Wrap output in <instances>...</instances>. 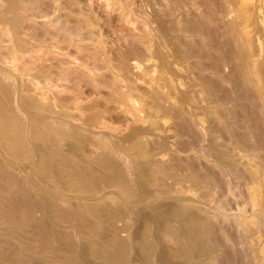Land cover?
Wrapping results in <instances>:
<instances>
[{"label":"rangeland","instance_id":"obj_1","mask_svg":"<svg viewBox=\"0 0 264 264\" xmlns=\"http://www.w3.org/2000/svg\"><path fill=\"white\" fill-rule=\"evenodd\" d=\"M88 1L89 2L91 1L90 2L92 4L91 9H93V13H91V14L93 16L94 15L96 16V20H98V22L95 20V16H94V20L98 23V27H100V33H98L99 40H101V41L103 40V42H104L103 45H105L104 47H102V44L100 45V48L102 47L101 50L105 49V52H106V53H104V51H102L103 56H105L106 54L109 55L110 59L112 60V62H114L115 65H116V63H119L120 58L124 55L128 59L127 62L130 60L129 63H132V62L137 60V62L139 64H141L140 65L141 69L137 70L140 72L132 71V69L128 65L129 63H126L128 65V67H127L128 69L125 70V68H124L125 72L124 73L122 72L123 75L121 74V76H119L121 78L118 77L119 78L118 82L122 86L121 89L124 90L123 91L124 94L120 95V96L118 94L115 95L116 92L113 93L114 90L112 91L113 88L111 85H113L114 88L116 87V86H114V85H116L115 84L116 83V79H115L116 77L112 74L115 77L113 79L112 78L113 76L109 75L112 72L111 73H109V71H108V73H107V71L103 72L104 71L103 69H101V70H103V71H101L102 73L100 72V69H99L98 71L101 74L97 75L98 76L97 78L95 77L96 78L95 80L98 83L100 81V83H99L100 85L95 81H94L95 82V84H94V83H91L84 78H82V79L76 78V80L75 79L74 80H75V82L77 81V83H74L73 82L74 80L72 81V83H74V85L72 83H70L71 86L70 85L68 86L67 84L63 85L64 88H62V85L60 86L63 89L62 91L64 93L62 91L58 92L57 90H56V92H58V93L53 94L51 92L52 94L47 95V96H49L50 100L48 97H46V98H48V100L45 98V101L43 100L44 98L40 100L38 97H36V95L34 96V94H32L33 92L28 93L27 91L26 92L24 91V94H23V93H21L22 92V90H21L20 93L23 96L22 95L20 96L19 93H16L18 88L21 89V88H24V85L25 86L30 85L29 82H27L28 80L26 82H24V85L22 84L23 82H21L19 80H17L19 85L17 82L15 83V82H9V81L8 82L2 81V84L0 82V105H1L0 106L1 107L0 113H2V107H3L4 103H5V105L3 107L4 108L3 109L4 114H1V115H3V117H4V116H6V114L9 113L7 115V116H9L8 118H6L7 116L4 117L5 123L3 122L4 119L0 118V122L1 123L3 122L4 125L6 124L5 126L7 128L4 127L3 125L2 126L9 130V131L8 130L3 131L4 128H2V126L0 127L3 129L0 131V138L4 137L5 140H9L8 142L5 143V141H1V139H0V148H2V149H0V155H1L0 156V160H1L0 162L2 163L3 162L2 160H4V162H3L4 166H6L5 164H7V163L8 164L10 163L9 166L16 164L14 167L12 166V168H11V170H12L11 172H13V169H14L15 175H14V173H11L10 174L11 176L13 174L14 177H16L18 175H19V177L21 175H23L22 177H26V176H28L27 173L30 172V176L32 175V177L28 176V179L32 181V184H31V181L28 182L29 180H26L27 178H24L22 180V177H21V180H20L19 177H16L18 179V182L20 180L21 183H25V184H21L19 182L20 183V185H18L19 187L21 185H24L25 188H27L26 185H27V183H29L30 184L29 187L31 186V188L35 190L34 187L36 186V188H37L38 185L36 183L34 184V182L37 180V182H39L38 184L43 186V187H40V186L38 187L40 189L38 191L36 190L37 193H39V191H40L42 194L46 188H47V190H51L53 187L52 190H54V191L51 190L52 193L55 192L54 194L69 198V200L72 203L74 202L73 204L76 206V208H75L76 210H72L75 213L74 214H73V212H72V214L70 213V218H69L68 214H66V216H63V215L59 216V218H60L59 220H58V218H56L58 222L56 221L57 224L55 223V225L57 227L59 226L60 229L62 228L61 230H63V231L65 229L70 228V227H68L71 225L70 223L75 222V224L71 225V227L73 226V228L74 227L77 228L76 226H80L77 229H79V228H81V226H83V225H81V221H79V220H82V222H83V217L81 215L86 216V214L85 213L82 214L81 211L79 212V210H80V209H78L79 205H81L83 202H85V203L88 202L89 204L92 203V205L96 204L93 206L96 208V210H93L92 214L95 211H97L99 213H97V212L94 213L95 215L93 214L92 217L98 216L97 221L100 223L102 222L103 225L105 224L104 226H107L106 227L107 229H105V230H108L107 232H104V227H103V230L100 229V230H102L101 232L105 233V234L108 233V234L104 235V234L100 233L99 230H97V232L94 231V233L95 232H96V234L98 233L97 234L98 236H96L97 239L95 237L96 234H94L95 240L93 239V234L91 235V240L88 238V236H90V234L89 235L86 234L87 237L84 236V238H82L83 237L82 234H79L82 242H81V240L77 241V238L75 240L76 242L79 243V244L77 243L78 244V250L75 253L78 255V259L83 256L81 254V250H82V253H84V251H85V254L82 257L83 259H86V257H88V256L90 257V258L88 257V260H90L92 258L89 261L90 263L93 262L92 264H95V263L96 264H99V263L100 264H109V262H107V261L102 262L103 259L99 258L100 257L99 255H97V257H94L96 255L95 254L93 255V252H91L90 250L89 251L87 250L88 249L87 247L89 245L86 246V244L89 242L88 240L97 241L98 243L103 244V242H104L103 240L105 238L102 236L104 235L105 237L106 236L110 237L114 228L118 226V227H121L122 231L118 227L116 228V230L119 234L121 232L122 236L119 234L118 235L120 236V238H123L124 241L126 239L130 245L127 246V244H128V242H127L126 245H124V247H120L119 249L117 247L116 249H118L119 251H122V248L123 249L127 248L126 254H127V257L129 259V262H131V264H152V263L153 264H184L182 262H185V261H186L185 262L186 264H188V263L192 264L193 262H196V263L200 262L199 264H201L202 260H203L202 264H210L208 262L212 263L214 259H216L218 262L214 260L215 262L212 264H216V263L217 264H232V263L233 264H241L242 262H244L242 264H250L251 262H250V260H248L249 258H247V260H245V257H248V255H247L248 251L245 252L247 250V247L246 246L244 247V245H245L244 240L246 237V235H245L246 233L242 228L240 229V232H239V228L235 227L237 225H234L235 222H233V218L230 219L229 217H232L233 215L237 216L239 214V209H237V208H243L244 206H246V198H248L247 197V190L249 192V189H248L249 187L247 188V186L252 185V183H250L251 179L249 180V177L251 178V176H249L250 171H244L247 169V165L251 164L252 162H254L256 164V166L258 165V167L253 166V164H254L253 163L252 165H250L253 167H250V168L248 167V168L249 169H251V168L258 169L261 172L260 176L263 175L262 177L264 178V173H263L264 172V126H263L264 125V113H263L264 112L263 111L264 110V105H263V102H264L263 101L264 100L263 99L264 98V92H263L264 91L263 90L264 89V86H263L264 85V83H263L264 79L262 78V77H264V72H262V70H261L262 69L261 64L264 62V55H263L264 54V29H263L264 28V17H262L264 15V5H263L264 0H225V1L224 0H162V1L161 0H87V1L81 0L82 3H85ZM67 2H68V0H66L65 5ZM249 2H251V3H249ZM68 4H69V2H68ZM105 4L110 6L109 8H111L110 9L111 12L107 11L104 8ZM50 6H48V4L47 5L45 4V6L43 7V10H47V12L44 11L46 17L50 14H53L52 13L53 8H51L52 6L51 7ZM244 9L245 10L247 9V10L244 11ZM115 10H116V12H115ZM238 10H239V12H238ZM249 10H250V12H249ZM90 11L92 12V10H90ZM105 12H107V13H105ZM108 12H110V13L108 14ZM260 13L263 15H261ZM132 14H133V16H132ZM121 15L123 18L121 17ZM116 17L117 18L119 17L118 18L119 20ZM121 18H122V20H121ZM234 24H235V26H234ZM109 25H110V27H109ZM115 30L117 31V33ZM130 30H132L133 32L136 31V34L137 33L140 34V33L145 31L144 33L141 34V35L144 34L143 35L144 37L142 36L143 38H145V39L142 38L143 41L145 40L144 44H141V42H140V43H136V45H134V44L132 45L130 40H128L129 42L124 40L125 41V44H124L123 40L118 39V37H117L118 31H119V33H121V32L130 33ZM111 31H113V32H111ZM241 37L246 39L247 41L244 39L242 40ZM243 41H245L244 43L246 44V47L242 43ZM47 42L52 44V42H50V39ZM49 43H47L48 46L51 45V44L49 45ZM87 43L90 44V46H89V47H91L89 49L90 51H95L96 48H99L98 44H97L98 46L94 43L91 44L90 41L89 42L87 41ZM93 44L97 46V47L96 46L94 47L95 48L94 50H92L93 46H94ZM127 44H129V45H127ZM87 46L88 45L85 44V47H87ZM242 46L245 48V50L243 48L244 52H241V51H243ZM238 47H239V49H238ZM44 48H46V47H44ZM88 48H86V49H88ZM70 49L67 50V51H69L70 56L75 57L76 56L75 55L76 51L74 52L75 49L73 50V48H72L71 49V50H73L72 52L70 51ZM135 49H136V51H135ZM44 50H46V49H44ZM244 53H246V54L249 53L248 55L250 57L248 58L247 55L245 54L247 57V59H246V57L243 56ZM183 58H184V60H183ZM244 58L246 59V61L244 60ZM81 59L79 61H82ZM242 62H243V64H242ZM247 62L249 63V65ZM257 64L260 66V69H258V68L256 69L255 65L257 67H259ZM250 65L255 68V72H254V70L252 72V69H250L251 73L248 72L249 68H252V67H250ZM248 66H249V68H248ZM125 67H126V65H125ZM127 70H128V73H127ZM145 71H148V72H145ZM105 73H107V74H105ZM138 73H139V75H138ZM248 73L252 74V77L254 76V73H255V78L256 79L260 78L259 81L261 83L257 79L256 80L257 83H255L257 85H255L253 82L251 84V82H249L251 75ZM102 74H104V75H102ZM257 75H259V76H257ZM114 80H115V82H113ZM78 82H80V83H78ZM258 82H259V84H258ZM9 83H12V84L10 85ZM96 83L99 86H97ZM8 84H9V86H7ZM1 85L2 86L5 85V86L2 88ZM104 85H106V86H104ZM157 85L159 86V89L157 88L158 87ZM166 85H167V87H166ZM252 85H253V87H252ZM13 86L14 87L17 86V87L14 88ZM130 86H132V87H130ZM160 86H162V88ZM77 87H78V90L76 89ZM98 87H99V89H98ZM101 87H103V89ZM123 87H125V88H123ZM65 89L67 92L64 91ZM131 89H133V90H131ZM261 89H262V92H261ZM75 90L78 92H76ZM151 90H153V91H151ZM7 91H8V93H7ZM18 92H19V90H18ZM71 93L72 94L74 93V94L72 95ZM144 93H145V95H144ZM27 94L29 96H27ZM66 94H68L69 96ZM137 94H138V96H137ZM115 96H117V97H115ZM132 98H133V100H132ZM25 99H26V101H25ZM52 99H54V101ZM126 99L131 100V102L134 103L133 106L136 108H133L132 105L126 106L124 104L126 107L124 105H120V101L123 102ZM58 100H59V102H58ZM139 102H140V104H139ZM43 103L46 105H44ZM59 104H61V106ZM49 105L51 108L49 107ZM54 105H55V107H54ZM115 105H116V107H115ZM26 106H28V107H26ZM16 107H18L19 109H17ZM53 107L55 108L54 110L52 109ZM131 107H132V109H131ZM20 108H21V110H20ZM112 108L115 110H113ZM225 108H227V109H225ZM73 109H74V111H73ZM130 109L132 111H130ZM223 109H225V111ZM5 110H9V111H5ZM51 110L53 111L54 114L51 112ZM55 110H57V113ZM110 110H112V111H110ZM13 111L16 113H14ZM58 111H59V115H58ZM134 111H136V112H134ZM138 111H139V113H137ZM202 111H203V113H202ZM5 112H7V113H5ZM61 112H62V114H61ZM51 113L54 116V117L51 116V118H54L55 120H53V121H56V122H53L51 120V118H50ZM134 113H136L137 115ZM11 114L14 117H12ZM87 114H89V116ZM1 115H0V117H1ZM26 115H28V116H26ZM61 115H63L64 117ZM133 115H135L137 117L136 119L138 120V122L136 119L133 120L135 118ZM138 115L140 117H138ZM55 116H57V117H55ZM78 116H79V119H78ZM37 117H38V119H37ZM40 117H41V119H39ZM26 118H27V120H25ZM30 118H31V120L29 121L28 119H30ZM84 118H86V119H84ZM140 118H141V120H140ZM34 119L37 120V122L33 121ZM99 119H100V121H99ZM38 120H40V121L38 122ZM44 120H45V122H44ZM74 120H75V122H74ZM142 120H143V122H142ZM31 121L33 124L30 123ZM60 121H61V124H60ZM77 121H79V122H77ZM228 121H230V122H228ZM28 122L31 126L28 124ZM1 123H0V125H1ZM94 123H100L98 125L100 126V128L102 126L101 130L105 129L106 131L102 130L100 132L99 126L97 124H94ZM101 123H102V125H101ZM103 124H105L106 126L104 125L105 126L104 127ZM48 125H49V127H48ZM61 125L62 126L64 125V126L62 127ZM94 125H96L97 127ZM245 125L247 126V129H246ZM25 126H27V127H25ZM89 126H90V128H89ZM163 126H164V128H163ZM65 127L67 129H65ZM24 128H25V130L29 129V128L30 129L25 131ZM11 129H14V130H11ZM15 129L19 130V131H16ZM225 129L227 131H225ZM53 130H54V132H53ZM108 130H110V131H108ZM22 131H23V133H22ZM27 131H29L32 134L30 135V133ZM50 131H52V132H50ZM92 131H93V133H92ZM10 132H11V135H10ZM255 132H256V134H254ZM19 133H21V134H19ZM25 133L28 136L25 135ZM230 133H232V134L230 135ZM4 134H7V135H4ZM21 135H23V136H21ZM5 136L7 137V139ZM20 136L22 137V140L24 141V143L22 142ZM14 137H16V138H14ZM23 137H24V139H23ZM8 138H10V139H8ZM17 138L18 139L20 138L19 140L21 143L19 142V140ZM59 140H61V141H59ZM11 141H13L14 143ZM2 142H4L6 145L3 144ZM10 142L13 144L14 148L11 147L12 144ZM16 143L19 145H17ZM2 144H3V146H2ZM7 144H11V145H8V147L10 146L11 148H8ZM4 145L8 148V149L6 148L8 150L7 153L8 154L10 153L12 156H10V154L9 155L5 154L7 150L6 149L4 150V148H5ZM27 145H30L31 147L27 146ZM34 145H36V146H34ZM213 145H214V147H213ZM232 145H233V147H232ZM40 147H42V149ZM204 147H206V148H204ZM219 147H221V148H219ZM19 148H20V150H18ZM209 149L211 151H209ZM35 150L37 153L34 152L36 154H33V151H35ZM46 150L49 151L50 153L48 152L49 153L48 154ZM14 151L16 152V156L13 155V154H15ZM30 151H32V153ZM110 151H112L113 153L112 152L110 153ZM250 151H251V153H249ZM222 152L226 155V157L228 156L227 157L228 159L225 160L227 162L224 161V158H226V157H224ZM17 153H20V154L18 155ZM61 153H62V155H61ZM239 153H241V154H239ZM31 154L33 155V158L31 160H29L30 162H32V163H30L31 169H30V166L26 167L28 170L30 169L28 171L24 166H26V164L29 165V163H27V162H29V161H27L28 160L27 157L30 156ZM37 154H38V156H37ZM40 154H42V155H40ZM46 154H48V157L50 156V159H48V161H47V162H50V164L46 163L45 164L46 166H45V165H42V164H44V162L42 163L43 159L41 160V157L46 155ZM52 154H54L55 156ZM218 154H221V155H218ZM2 155H3V157H2ZM5 155H7L8 157H6ZM32 155H31V157H32ZM113 155H114V157H113ZM14 156L16 157V161L18 159L21 161L16 162L15 160H13V159H15ZM214 156H216V157L222 156V158H219V157L216 158ZM17 157H19V158H17ZM25 157H26V160H25ZM244 159H245V161H244ZM252 159H253V161H252ZM125 160H126V162H125ZM247 160H248V162L250 160V163H247ZM39 161H41L42 164ZM219 161L221 164L218 163ZM24 162H25V164H24ZM245 162L247 163V165H245L246 164ZM3 163H2V165H3ZM38 164H40L41 166ZM63 164H65V165H63ZM32 165H33V167H32ZM36 165L38 168H36ZM239 165H241V166L245 165V166L241 167ZM43 166H45L47 168H44ZM125 166H127V168ZM152 166H153V169H151ZM39 167H43V168H41L40 173L38 172ZM102 168H104V170ZM124 168L130 170V171L128 170L129 173L127 172V176H130V177H127L126 174H123ZM25 169H26V171H25ZM63 169L65 170V172ZM148 170H150V171L148 172ZM62 172H63V174L64 173L65 174L71 173V175L70 174H69V176L63 175ZM246 172L248 175L246 174ZM0 173H1V171H0ZM75 174H76V176H75ZM10 175L8 174L6 176V174L3 173L2 177L7 178ZM78 175H79V177H78ZM152 175H155V176H152ZM119 176H121L122 178ZM123 176H125V179ZM9 178H10V180H12L13 177L12 178L9 177ZM40 178L41 179L43 178V179L41 180ZM127 178H129L130 180ZM32 179H34V181ZM157 179L159 182L157 181ZM7 180H9V179H7ZM46 180H48V181H46ZM73 180H75V181L73 182ZM12 181H11V183H12ZM120 181H122V182H120ZM248 181H250L249 182L250 185H246V182H248ZM18 182H17V184H19ZM43 182H47V183H43ZM108 182H110V183H108ZM131 182H133V183H131ZM5 183H6V179L4 178L3 184L2 183L1 184L4 185ZM8 183H9V181H7V184ZM11 183H9V184H11ZM13 183H15V182L13 181ZM126 183L127 184L130 183V186L126 185ZM151 183H153V184H151ZM9 184L7 186L4 185V188H5V186L8 188ZM15 184L14 185L11 184V186H9V189L11 187L15 186ZM46 184H48V185H46ZM52 184H54V186ZM33 185H35V186L33 187ZM121 185H122V187H121ZM152 185L154 186V188ZM45 186H47V187H45ZM132 186H133V188H132ZM17 187H14V188H16V190H14L15 192L13 191V193L15 195L14 198L16 199V196H17L18 199L20 198V201H21V199H22V201L28 199L27 205L26 206L24 205L25 207H27V209L25 208L26 210H28V208L31 210L32 208L37 207L36 206L37 203L34 202L33 199H31L30 197L27 198L24 195L25 192L20 191L24 195V197L26 198V199H23L24 197L22 196V194L18 190V189L23 190L24 189V188L22 189L23 186H21L20 188L19 187L17 188ZM29 187H28V189H31ZM41 188H43L44 190L42 189V191H41ZM124 188H125V190H124ZM32 189H31V191H32ZM56 189L59 191L57 192ZM95 189H96V191H95ZM63 190L65 191V193H63L64 192ZM120 190H122V191H120ZM126 190L128 192L130 191L129 193H130V195H132L131 197H129L130 195H128L125 192ZM132 190H134V191H132ZM144 190L145 191L147 190L148 192L147 191L145 192ZM25 191H27V189ZM61 191H63L62 192L63 195L61 194ZM71 191L73 194L70 193ZM109 191L110 192L113 191L110 196H112V197L114 196L113 199H110L113 201L106 200V203L108 204L109 208L107 206H105V205H107L106 203H103L105 201H102V203L105 205H102L101 203L99 204L102 208L100 206H99V208H97L98 207L97 203L101 202V200L106 199V198L102 199L101 197L108 195ZM150 191H152V193ZM28 192H29V190H28ZM123 192H125L126 194ZM34 193H35V191H34ZM79 193H80V195H79ZM91 193H93V195ZM41 194L39 193L37 195H40V197H43V194H45V193H43L42 195ZM70 194H72V195H70ZM94 194H95V196H94ZM170 194L173 197H170ZM173 194H177V195H173ZM178 194L179 195L180 194L181 195L187 194V195L182 196V197L186 198L187 196L188 197L190 196L189 197L190 199L188 197L186 199H184V198L180 197L181 195L178 196ZM76 195H78V196L76 197ZM153 195H155V196L160 195V196L156 197V198H158L156 200L162 199V200L158 201L157 208L155 207L156 206V200H155V196L153 197ZM161 195H164V196L169 195V198L167 197L168 198L167 199ZM18 196H20V197H18ZM174 196H176V197H174ZM161 197H163V198H161ZM92 198H94V200ZM98 198L99 199L101 198V200H99ZM180 198H182V199H180ZM191 198H192V200L195 199V201L192 202ZM148 199H149L150 203H149ZM151 199L155 202H153ZM98 200H99V202H98ZM183 200H186V201L188 200V202H185V204H184ZM29 201H30V203H29ZM134 201H135V203H134ZM136 201L138 204H140V206H138V204H136ZM199 201H201V202H199ZM189 202H190V204H187ZM191 202L192 203H195V202L198 203L199 202L200 204L198 203V205H201V206H197V204L195 203L197 206L196 207L195 204L192 205ZM21 203H23V202H21ZM24 203L26 204V202H24ZM77 203H78V205H77ZM144 203H145V205H144ZM31 204H32V206L33 205L34 206L32 207ZM109 204L110 205L113 204L114 206L111 205L112 207H110ZM180 204H181V206H180ZM20 205H22V204H20ZM121 205H122V208L120 207ZM133 205L135 207L137 205V207H136L137 209ZM151 205H152V207H151ZM165 205H166V207H165ZM186 205H188V206H186ZM28 206H31L32 208H30ZM103 206H105V207H103ZM124 206H128V207L126 208ZM146 207H148V208H146ZM162 207L165 208L166 211ZM182 207H183V209H182ZM208 207H210V208H208ZM37 208L39 209V206ZM37 208H34L32 210L33 213H34V211H37L36 210ZM111 208H113V210ZM130 208H133V209H130ZM158 208H159V210H158ZM180 208H181V210H180ZM213 208H215V210L219 209L218 212L220 214H221V212H220L221 209L226 210V211H224V213L226 212V214H227V212H228V214L230 216L227 214L229 216L228 217V216H226V214H224L222 212L223 215L221 214L220 216H222V217H220L219 213L217 211L212 212ZM247 209H248V206H247ZM133 210L135 211V214H133L134 213ZM179 210H180V213H179ZM40 211H41V207H40ZM40 211L36 212V213L38 215H40V217L42 218L43 215L41 216ZM121 211L123 213V216H122ZM129 211H130V213H129ZM77 212L81 213V214H78ZM232 212H234V213H232ZM36 213H34V214L36 215ZM86 213H88V211ZM136 213H137V215H136ZM147 213H149V214H147ZM172 213H173V215H172ZM75 214L78 216L75 217ZM89 214L91 216L90 211H89ZM216 214H217V216H216ZM112 215H114V216L116 215V216L114 217ZM171 215L173 217H171ZM255 215L259 216L258 214H255ZM62 216L63 217L68 216L67 218H65V221H67V223L64 220H62L64 218L61 219ZM141 216H142V218H141ZM210 216H211V218H210ZM36 217H37V215H36ZM40 217L38 216L39 219H40ZM87 217H85V219ZM157 217H159L160 219ZM225 217H227V218L224 219ZM94 218H93V220H96ZM153 218L156 220H154ZM165 218H167V219H165ZM221 218H223V220H221ZM68 219H70V221ZM107 219H109V220H107ZM227 219L230 221V223H229V221H227ZM172 220H173V222H171ZM214 220H215V222H214ZM105 221H108V222H105ZM163 221H164L165 225L162 223ZM204 221H206V222L209 221L210 223L207 222V224H206ZM211 222L213 224H211ZM60 223H61V225H60ZM65 223L67 224V226ZM77 223L78 224L80 223V224L78 225ZM172 223H175V224H172ZM83 224H85V221L83 222ZM168 224H170L171 226ZM209 224H211V226L213 225L214 229H213V227L211 230L208 229V226H210ZM263 224H264V220H263ZM127 225H129V227ZM166 225H168V226H166ZM175 225H177V226L175 227ZM179 225H181V226H179ZM204 225H206V226H204ZM61 226H64V227H61ZM109 226L111 228H113V226H114V228L110 231ZM182 226H184V229ZM262 226H264V225H262ZM174 227H175V229H174ZM159 228H162V229L159 230ZM215 228H216V231H215ZM189 229H192V230L189 231ZM195 229H196V231H195ZM197 229H198V231H197ZM164 230H166L165 232H167V233L171 232V234H173V236L175 234V236H174L175 239H173V237L170 235V233H169V235L171 236V238L169 235H168L169 237L166 235L167 233L164 234L163 233ZM170 230H172V231H170ZM209 230H210V232H208ZM233 230H235V231H233ZM127 231H129V232H127ZM176 231H178L179 233H177ZM184 231L186 234L184 233ZM202 231H203V233H202ZM206 231L208 233V236H211V237L207 236ZM213 231H214V234H212ZM174 232H176L178 234V236ZM192 232H193V234L200 232V233H198L200 235V238H202L203 236H207V238L204 237L206 240L202 239L204 242L202 240L200 241L202 245L199 242H197L199 240L194 241V239L196 238L195 237L196 234H194V236H193ZM220 232H221V234H220ZM99 233H100V235L101 234L102 235L100 236ZM162 233L164 235H166L165 236L166 238H170V240L165 241L166 239H165V237H163V239H165L164 243H163V239L161 236V235H163ZM182 233H184V234H182ZM189 233H191V234H189ZM205 233H206V235H201V234H205ZM223 233H224V235H223ZM241 233H243V234L245 233V234L243 235ZM179 234H181V235L179 236ZM128 235H129V237H128ZM139 235H141V237ZM189 235L194 237V238L192 237L193 240L190 238ZM157 236H158V238H157ZM184 236L186 237V239H184L185 238ZM212 236H215L214 237L215 239ZM53 237H55V236H53ZM53 237H51V238L53 240L54 239H56V240H54V241L50 240V241H53V243H52L53 245L51 244L52 246L55 245V246L59 247L60 244L63 245V242H64L63 238H60V237L53 238ZM101 237H102V241H103L102 243L98 239ZM111 237H113V236H111ZM188 237L191 239V241H194V243L190 242L189 241L190 239ZM223 237L224 238L226 237V238L224 239ZM58 238L63 240L62 243H61V240H57ZM78 238H79V236H78ZM85 238L87 239L88 242L85 241ZM176 238H177V240H176ZM208 238H209L210 242L207 240ZM233 238H235V239H233ZM106 239H109V238H106ZM226 239L228 242L226 241ZM65 240L66 241L64 242L65 244L63 246H66L70 242V240H68V241H67V239H65ZM148 240H150L151 242ZM233 240H234V242H233ZM239 240H241L242 242ZM186 241L189 244H187ZM173 242H175L174 245H173ZM196 242H197V244L199 243L198 246H197ZM215 242H216V245L219 249L218 248H216V249L212 248V245H214L216 247ZM223 242H225V243H223ZM144 243H145V245H144ZM150 243L152 246L150 245ZM192 243L195 245H193ZM204 243L205 244L208 243L207 244L208 247H206L207 245H205V247H204V245H203ZM211 243H213V244H211ZM222 243L226 244L225 247L223 246V249H221L222 248L221 246L223 245ZM165 244L167 245V247ZM168 244H169V246H168ZM218 244L221 246H219ZM232 244L237 246V247L234 246L235 247L234 248L233 246H231ZM61 245H60V247H61ZM83 245L86 247V248H84V251L82 249L84 247ZM181 245H183L184 247ZM187 245H189V246H187ZM190 245H193V246H191V248L193 247V249L196 251V253H194V255H193V257L195 256L194 258L189 257L190 259H192V262H191V260L187 261V259H189V258H187L186 255H184L185 250H186L184 248H187L188 252H190L189 251L191 249ZM227 245H228V249H227ZM81 246H82V248H81ZM194 246H197V249ZM152 248H154V250H152ZM156 248H157V250H156ZM179 248H180V250H179ZM238 248L239 249L241 248V249L238 251L237 250ZM145 249L148 252H146ZM170 249H172V250L170 251ZM173 249H175V251ZM193 249H191V251H193ZM206 249L208 251H206ZM209 249H211V250L215 249V252L212 251V253L214 254L213 258H211V257L208 258L209 255H207V253H209L211 251ZM230 249H231V251H230ZM86 250L89 252L88 254L86 253L87 252ZM139 250H140V252H139ZM125 251L126 250L124 249V251L121 253L123 254V253H125ZM128 251H129V253H128ZM149 251L151 252V254ZM195 251H193V252H195ZM198 251L200 254L198 253ZM235 251H236V253H234ZM174 252L177 254L175 255ZM230 252H233V253H230ZM240 252L241 253L244 252L245 257H243L240 254ZM90 253H92L91 255L98 261H96L91 255H89ZM140 253H141V255H140ZM146 253H148L149 255ZM153 253H154V255H153ZM216 253L218 255H220V257ZM225 254H227V255H225ZM230 254H232V255H230ZM234 254L237 255L238 257L235 256ZM85 255H86V257H85ZM222 255H223V258H222ZM233 255H234V257H233ZM130 256H131V258H130ZM210 256H212V254H210ZM225 256H227V257H225ZM153 257H154V259H153ZM203 257H204V259H203ZM141 258H142V260H141ZM145 258H147V261H145L146 260ZM185 258H187V259L185 260ZM198 258L202 259V260L199 261ZM224 258H225V260H224ZM229 260H231V261H229ZM196 263H193V264H196ZM110 264H111V262H110Z\"/></svg>","mask_w":264,"mask_h":264},{"label":"bare ground","instance_id":"obj_2","mask_svg":"<svg viewBox=\"0 0 264 264\" xmlns=\"http://www.w3.org/2000/svg\"><path fill=\"white\" fill-rule=\"evenodd\" d=\"M87 1V0H86ZM162 1V0H161ZM225 1V0H224ZM65 2H66V0L64 1V0H0V82H1V84H2V81H9V82H17V80H19V81H21V82H23L22 84L24 85V82H26L27 80V82H29V84L30 85H28V86H25L24 85V88H18V90H19V92H18V90L16 91V93H19L20 94V96L22 95L21 93H23L24 94V91L26 92H33L32 94H34V96L36 95V97H38L40 100L41 99H43L44 101H45V98L46 97H48L49 98V96H47V95H50V94H54V93H58V92H60V91H62L63 89L62 88H64V86L63 85H65V84H67L68 86L70 85V83H72V81L75 79L76 80V78L78 79H82V78H84V79H86V80H88L89 82H91V83H94L95 84V82H97L95 79L98 77L97 75H100L102 72L101 71H103V72H105V71H107V73H108V71H109V73H111V74H109L110 76L112 75L113 77V79L115 78L116 79V85H114V86H116L115 88L113 87V85H111L112 86V91H113V93H115L116 92V94L115 95H123L124 93H123V91L124 90H122L121 89V85L119 84V82H118V80H119V78H121V77H119V76H121V74L123 75V73L125 72L124 71V68H125V70L126 69H128L127 67H128V65H129V67L132 69V71H137V70H139V69H141V64H139L138 62H137V60L136 61H134V62H132V63H129L130 62V60L127 62V58L125 57V53L123 54L124 56H122L121 58H120V60H119V63H116V65L114 64V62H112V60L110 59V56L109 55H105V56H103V53H102V51H104V53H106L105 52V49L104 50H101L102 49V47H104L105 45H103L104 44V42H103V40L101 41V40H99V36H98V33H100V27H98V20H96V16H95V20L97 21H95L94 20V16L91 14V13H93V9H91V1L89 2H85V3H82L81 2V0L79 1V0H68V2H69V4H68V2L66 3V5H65ZM258 2V1H257ZM262 2V1H261ZM90 3V4H89ZM169 3V2H168ZM229 3V2H228ZM238 3V2H237ZM243 3V2H242ZM249 3H251V2H249ZM260 3V2H259ZM45 4L47 5L48 4V6H50L51 8H53L52 10H53V14H50V15H48L47 17L45 16V12L44 11H46L47 12V10H43V7L45 6ZM98 4V3H97ZM119 4V3H118ZM256 4V3H255ZM44 5V6H43ZM103 5V4H102ZM106 5V4H105ZM104 5V8L107 10V11H110V9L111 8H109L110 6L109 5H106L105 6ZM120 5V4H119ZM123 5V4H122ZM261 5V4H260ZM264 5V4H263ZM197 6V5H196ZM247 6V5H246ZM250 6V5H249ZM248 6V7H249ZM130 7V6H129ZM254 7V6H253ZM48 8V7H47ZM97 8V7H96ZM123 8V7H122ZM195 8V7H194ZM255 8V7H254ZM113 9V8H112ZM251 9V8H250ZM90 10H92V12L90 11ZM95 10V9H94ZM100 10V9H99ZM105 10V11H106ZM247 10V9H246ZM245 9H244V11H246ZM230 11V10H229ZM252 11V10H251ZM111 12V11H110ZM110 12H108V14L110 13ZM113 12V11H112ZM115 12H116V10H115ZM131 12V11H130ZM195 12V11H194ZM226 12V11H225ZM238 12H239V10H238ZM249 12H250V10H249ZM259 12V11H258ZM262 12V11H261ZM105 13H107V12H105ZM129 13V12H128ZM231 13V12H230ZM49 14V13H48ZM117 14V13H116ZM189 14V13H188ZM261 14V13H260ZM115 15V14H114ZM255 15V14H254ZM258 15V14H257ZM261 15H263V14H261ZM100 16V15H99ZM120 16V15H119ZM124 16V15H123ZM132 16H133V14H132ZM229 16V15H228ZM98 17V16H97ZM121 17H122V15H121ZM138 17V16H137ZM149 17V16H148ZM235 17V16H234ZM262 17H264V15L262 16ZM103 18V17H102ZM108 18V17H107ZM117 18V17H116ZM119 18V17H118ZM117 18V19H118ZM123 18V17H122ZM122 18H121V20H122ZM110 19V18H109ZM244 19V18H243ZM249 19V18H248ZM256 19V18H255ZM119 20V19H118ZM124 20V19H123ZM235 20V19H234ZM257 20V19H256ZM263 20V19H262ZM126 21V20H125ZM124 21V22H125ZM198 22V21H197ZM234 22V21H233ZM245 22V21H244ZM257 22V21H256ZM261 22V21H260ZM263 22V21H262ZM250 23V22H249ZM106 24V23H105ZM259 24V23H258ZM246 25V24H245ZM234 26H235V24H234ZM108 27V26H107ZM109 27H110V25H109ZM123 27V26H122ZM126 27V26H125ZM128 27V26H127ZM239 27V26H238ZM118 28V27H117ZM120 28V27H119ZM136 28V27H135ZM188 28V27H187ZM248 28V27H247ZM255 28V27H254ZM122 29V28H121ZM200 29V28H199ZM253 29V28H252ZM264 29V28H263ZM120 30V29H119ZM129 30V29H128ZM236 30V29H235ZM116 31V30H115ZM183 31V30H182ZM199 31V30H198ZM252 31V30H251ZM262 31V30H261ZM111 32H113V31H111ZM145 32V31H144ZM144 32H142V33H144ZM116 33H117V31H116ZM142 33H137L136 34V31L135 32H133L132 30H130V33H123V32H121V33H119V31H118V39L119 40H125V41H128V40H130L131 41V43H132V45L134 44V45H136V43H140L141 42V44H144V41L142 40V38L144 37L143 35H141ZM232 34V33H231ZM100 35V34H99ZM146 35V34H145ZM184 35V34H183ZM143 36V37H142ZM249 36V35H248ZM101 37V36H100ZM107 37V36H106ZM199 37V36H198ZM242 38V37H241ZM240 38V39H241ZM246 38V37H245ZM50 39V42H52V44L51 43H49V42H47L48 40ZM101 39V38H100ZM103 39V38H102ZM111 39V38H110ZM143 39H145V38H143ZM156 39V38H155ZM244 38H242V40H243ZM254 39V38H253ZM116 40V39H115ZM147 40V39H146ZM239 40V39H238ZM244 40H246V39H244ZM87 41L89 42L90 41V43L92 44V43H94V44H98L99 45V48H96V50L95 51H90L89 49L91 48V47H89L90 46V44H88L87 43ZM92 41V42H91ZM125 41H124V44H125ZM235 41V40H234ZM247 41V40H246ZM255 41V40H254ZM96 42V43H95ZM103 42V43H102ZM119 42V41H118ZM117 42V43H118ZM121 42V41H120ZM129 42V41H128ZM143 42V43H142ZM240 42V41H239ZM245 41H243L242 43L244 44V46L246 47V44L244 43ZM257 42V41H256ZM47 43H49V45L50 46H48V44ZM115 43V42H114ZM123 43V42H122ZM130 43V44H131ZM241 43V44H242ZM85 44L86 45H88L87 47H85ZM93 44V45H94ZM102 44V47L100 48V45ZM112 44V43H111ZM119 44V43H118ZM140 44V45H141ZM148 44V43H147ZM238 44V43H237ZM96 45H94L93 46V49L92 50H94L95 48V46ZM97 45V46H98ZM123 45V44H122ZM127 45H129V44H127ZM138 45V44H137ZM152 45V44H151ZM226 45V44H225ZM259 45V44H258ZM92 46V45H91ZM96 46V47H97ZM110 46V45H109ZM112 46V45H111ZM139 46V45H138ZM142 46V45H141ZM44 47H46V48H44ZM49 47V48H48ZM51 47V48H50ZM89 47V48H88ZM240 47V46H239ZM239 47H238V49H239ZM259 47V46H258ZM46 49V50H44V49ZM48 48V49H47ZM72 49L73 48V50H74V52H75V57H71L70 56V54H69V51H67L68 49ZM86 48H88V49H86ZM109 48V47H108ZM112 48V47H111ZM110 48V49H111ZM130 48V47H129ZM138 48V47H137ZM136 48V49H137ZM199 48V47H198ZM243 46H242V50H243ZM70 49V51L72 52L73 50H71ZM115 49V48H114ZM133 49V48H132ZM136 49H135V51H136ZM162 49V48H161ZM195 49V48H194ZM217 49V48H216ZM261 49V48H260ZM89 50V51H88ZM244 50H245V48H244ZM244 50L243 51H241V52H244ZM127 51V50H126ZM247 51V50H246ZM263 51V50H262ZM132 52V51H131ZM183 52V51H182ZM248 52V51H247ZM253 52V51H252ZM259 52V51H258ZM78 55H77V54ZM137 53V52H136ZM109 54V53H108ZM238 54V53H237ZM246 53H244V57H246V55H247V57L249 58L250 56L248 55L249 53H247L246 55H245ZM257 54V53H256ZM120 55V54H119ZM132 55V54H131ZM264 55V54H263ZM80 56V57H79ZM236 57V56H235ZM238 57V56H237ZM247 57H246V59H247ZM82 60V61H79L80 59ZM117 58V57H116ZM256 58V57H255ZM259 58V57H258ZM262 58V57H261ZM114 59V58H113ZM246 59L244 58V60L246 61ZM257 59V58H256ZM167 60V59H166ZM183 60H184V58H183ZM241 60V59H240ZM252 60V59H251ZM244 61V62H245ZM248 61V60H247ZM255 62V61H254ZM258 62V61H257ZM260 62V61H259ZM126 63H129L128 65L126 64ZM248 63V62H247ZM264 63V62H263ZM262 63V64H263ZM242 64H243V62H242ZM255 64V63H254ZM261 64V66H262V72H264V64L262 65ZM90 65V66H89ZM92 65V66H91ZM125 65H126V67H125ZM248 65H249V63H248ZM258 65V64H257ZM100 66V67H99ZM145 66V65H144ZM151 66V65H150ZM247 66V65H246ZM254 66V65H253ZM259 66V65H258ZM250 67H252L251 65H250ZM255 67H256V69L258 68V69H260V66L259 67H257L256 65H255ZM248 68H249V66H248ZM254 67H252V68H249V70H248V72H250L251 70L250 69H252V72H253V70H254V72H255V68L253 69ZM100 69V72L98 71ZM101 69H103V70H101ZM151 69V68H150ZM204 69V68H203ZM147 70V69H146ZM164 70V69H163ZM131 71V72H132ZM202 71V70H201ZM123 72V73H122ZM137 72H140V71H137ZM144 72V71H143ZM145 72H148V71H145ZM247 72V71H246ZM260 72V71H259ZM107 73H105V74H107ZM127 73H128V70H127ZM161 73V72H160ZM202 73V72H201ZM251 73V72H250ZM250 73H248V74H250ZM257 73V72H256ZM150 74V73H149ZM205 74V73H204ZM259 74V73H258ZM263 74V73H262ZM102 75H104V74H102ZM101 75V76H102ZM130 75V74H129ZM138 75H139V73H138ZM145 75V74H144ZM243 75V74H242ZM251 76H250V79H249V82H251V84H252V82L255 84V83H257L256 82V80L258 79H256L255 78V73H254V76L252 77V74H250ZM100 76V77H101ZM106 76V75H105ZM134 76V75H133ZM160 76V75H159ZM249 76V75H248ZM257 76H259V75H257ZM256 76V77H257ZM96 77V78H95ZM119 77V78H118ZM176 77V76H175ZM209 77V76H208ZM103 78V77H102ZM124 78V77H123ZM140 78V77H139ZM249 78V77H248ZM263 79H264V77H262ZM101 79V78H100ZM128 79V78H127ZM172 79V78H171ZM16 80V81H15ZM75 80L73 81L74 83H77V81L75 82ZM159 80V79H158ZM260 80V78L258 79V81ZM95 81V82H94ZM99 81V80H98ZM127 81V80H126ZM132 81V80H131ZM136 81V80H135ZM145 81V80H144ZM153 81V80H152ZM88 82V83H89ZM102 82V81H101ZM113 82H115V80L113 81ZM122 82V81H121ZM148 82V81H147ZM162 82V81H161ZM260 82V81H259ZM259 82H258V84H259ZM4 83V82H3ZM18 83V82H17ZM74 83H72L73 85H74ZM78 83H80V82H78ZM98 83V82H97ZM96 83V84H97ZM99 83H100V81H99ZM98 83V84H99ZM261 83V82H260ZM264 83V82H263ZM10 85L12 84V83H9ZM9 84L7 85V86H9ZM14 84V83H13ZM97 84V86H99ZM104 84V83H103ZM114 84V83H113ZM132 84V83H131ZM135 84V83H134ZM156 84V83H155ZM154 84V85H155ZM208 84V83H207ZM18 85H19V83H18ZM62 85V88L60 87ZM124 85V84H123ZM159 85V84H158ZM157 85V86H158ZM163 85V84H162ZM165 85V84H164ZM255 85H257V84H255ZM263 85V84H262ZM2 86V85H1ZM5 85H3L2 86V88L4 87ZM71 86V85H70ZM77 86V85H76ZM102 86V85H101ZM104 86H106V85H104ZM264 86V85H263ZM14 87V86H13ZM17 86H15L14 88H16ZM20 87V86H19ZM60 87V88H59ZM67 87V86H66ZM75 87V86H74ZM81 87V86H80ZM90 87V86H89ZM128 87V86H127ZM130 87H132V86H130ZM161 88H162V86H160ZM166 87H167V85H166ZM174 87V86H173ZM252 87H253V85H252ZM88 88V87H87ZM102 89H103V87H101ZM123 88H125V87H123ZM135 88V87H134ZM143 88V87H142ZM158 89H159V86L157 87ZM156 88V89H157ZM211 88V87H210ZM68 89V88H67ZM77 90H78V87L76 88ZM98 89H99V87H98ZM97 89V90H98ZM130 89V88H129ZM144 89V88H143ZM14 90V89H13ZM22 90V92L20 93V91ZM56 90L58 91V92H56ZM128 90V89H127ZM131 90H133V89H131ZM136 90V89H135ZM138 90V89H137ZM155 90V89H154ZM264 90V89H263ZM9 91V90H8ZM8 91H7V93H8ZM64 91H66V89L64 90ZM76 91V90H75ZM74 91V92H75ZM151 91H153V90H151ZM160 91V90H159ZM162 91V90H161ZM247 91V90H246ZM52 92V93H51ZM63 92V91H62ZM67 92V91H66ZM69 92V91H68ZM76 92H78V91H76ZM100 92V91H99ZM129 92V91H128ZM131 92V91H130ZM135 92V91H134ZM207 92V91H206ZM261 92H262V89H261ZM264 92V91H263ZM15 93V94H16ZM64 93V92H63ZM62 93V94H63ZM70 93V92H69ZM68 93V94H69ZM176 93V92H175ZM196 93V92H195ZM205 93V92H204ZM18 94V95H19ZM68 94H66V95H68ZM72 94V93H71ZM70 94V95H71ZM74 94V93H73ZM72 94V95H73ZM77 94V93H76ZM75 94V95H76ZM140 94V93H139ZM248 94V93H247ZM99 95V94H98ZM135 95V94H134ZM144 95H145V93H144ZM143 95V96H144ZM158 95V94H157ZM198 95V94H197ZM259 95V94H258ZM23 96V95H22ZM27 96H29L28 94H27ZM33 96V97H34ZM55 96V95H54ZM53 96V97H54ZM69 96V95H68ZM78 96V95H77ZM137 96H138V94H137ZM136 96V97H137ZM141 96V95H140ZM154 96V95H153ZM263 96V95H262ZM14 97V96H13ZM31 97V96H30ZM32 97V98H33ZM62 97V96H61ZM66 97V96H65ZM106 97V96H105ZM115 97H117V96H115ZM147 97V96H146ZM152 97V96H151ZM160 97V96H159ZM251 97V96H250ZM48 98H46L47 100H48ZM78 98V97H77ZM122 98V97H121ZM142 98V97H141ZM183 98V97H182ZM204 98V97H203ZM10 99V98H9ZM74 99V98H73ZM169 99V98H168ZM261 99V98H260ZM264 99V98H263ZM49 100H50V98H49ZM53 101H54V99H52ZM51 100V101H52ZM88 100V99H87ZM132 100H133V98H132ZM141 100V99H140ZM155 100V99H154ZM161 100V99H160ZM183 100V99H182ZM3 101V100H2ZM11 101V100H10ZM19 101V100H18ZM25 101H26V99H25ZM24 101V102H25ZM73 101V100H72ZM143 101V100H142ZM150 101V100H149ZM264 101V100H263ZM50 102V101H49ZM48 102V103H49ZM58 102H59V100H58ZM93 102V101H92ZM2 103V102H1ZM28 103V102H27ZM63 103V102H62ZM61 103V104H62ZM69 103V102H68ZM67 103V104H68ZM71 103V102H70ZM75 103V102H74ZM109 103V102H108ZM118 103V102H117ZM171 103V102H170ZM15 104V103H14ZM13 104V105H14ZM44 104V103H43ZM61 104H59L60 106H61ZM78 104V103H77ZM116 104V103H115ZM119 104V103H118ZM126 105V106H128V105H134V103L133 102H131V100H129V99H126L125 101H120V105ZM139 104H140V102H139ZM222 104V103H221ZM247 104V103H246ZM253 104V103H252ZM261 104V103H260ZM4 105H5V103L3 104V107H4ZM42 105V104H41ZM44 105H46V104H44ZM64 105V104H63ZM119 105V106H120ZM124 105V106H125ZM152 105V104H151ZM174 105V104H173ZM250 105V104H249ZM263 105H264V102H263ZM1 106V105H0ZM12 106V105H11ZM24 106V105H23ZM53 106V105H52ZM103 106V105H102ZM101 106V107H102ZM125 106V107H126ZM2 107V113H0V115L1 114H4L3 112V108ZM9 107V106H8ZM15 107V106H14ZM19 107V106H18ZM18 107H16L17 109H19ZM26 107H28V106H26ZM49 107H50V105H49ZM54 107H55V105H54ZM52 108L53 110L55 109V108ZM59 107V106H58ZM70 107V106H69ZM73 107V106H72ZM115 107H116V105H115ZM138 107V106H137ZM23 108V107H22ZM44 108V107H43ZM47 108V107H46ZM51 108V107H50ZM128 108V107H127ZM126 108V109H127ZM133 108H136V107H134L133 106ZM139 108V107H138ZM257 108V107H256ZM15 109V108H14ZM28 109V108H27ZM42 109V108H41ZM62 109V108H61ZM71 109V108H70ZM85 109V108H84ZM113 109V108H112ZM125 109V108H124ZM131 109H132V107H131ZM130 109V111H132ZM140 109V108H139ZM147 109V108H146ZM225 109H227V108H225ZM225 109H223L224 111H225ZM20 110H21V108H20ZM43 110V109H42ZM113 110H115V109H113ZM128 110V109H127ZM134 110V109H133ZM0 111H1V107H0ZM5 111H9V110H5ZM49 111V110H48ZM56 111V113H57V110H55ZM54 111V112H55ZM73 111H74V109H73ZM84 111V110H83ZM110 111H112V110H110ZM129 111V110H128ZM140 111V110H139ZM139 111L137 112V113H139ZM198 111V110H197ZM262 111V110H261ZM264 111V110H263ZM14 112V111H13ZM44 112V111H43ZM51 112L53 113V111L51 110ZM81 112V111H80ZM134 112H136V111H134ZM5 113H7V112H5ZM14 113H16V112H14ZM45 113V112H44ZM52 113H51V115H50V118H51V116L52 117H54L53 115H52ZM55 113V114H56ZM77 113V112H76ZM75 113V114H76ZM84 113V112H83ZM93 113V112H92ZM202 113H203V111H202ZM226 113V112H225ZM264 113V112H263ZM9 114V113H8ZM8 114H6V116L8 115ZM19 114V113H18ZM26 114V113H25ZM29 114V113H28ZM32 114V113H31ZM49 114V113H48ZM47 114V115H48ZM54 114V113H53ZM61 114H62V112H61ZM95 114V113H94ZM134 114H136V113H134ZM12 115V114H11ZM15 115V114H14ZM57 115V114H56ZM58 115H59V111H58ZM57 115V116H58ZM74 115V114H73ZM86 115V114H85ZM88 116H89V114H87ZM97 115V114H96ZM137 115V114H136ZM6 116H4V117H6ZM16 116V115H15ZM26 116H28V115H26ZM57 116H55V117H57ZM61 116H63V115H61ZM67 116V115H66ZM71 116V115H70ZM135 118L133 119V120H135L137 117L135 116V115H133ZM3 117V115H1V117L0 118H3L2 120H3V122L5 123V118ZM9 116H7L6 118H8ZM11 117V116H10ZM12 117H14L13 115H12ZM64 117V116H63ZM81 117V116H80ZM85 117V116H84ZM138 117H140L139 115H138ZM195 117V116H194ZM218 117V116H217ZM18 118V117H17ZM49 118V117H48ZM60 118V117H59ZM131 118V117H130ZM133 118V117H132ZM201 118V117H200ZM20 119V118H19ZM37 119H38V117H37ZM39 119H41V117L39 118ZM62 119V118H61ZM69 119V118H68ZM78 119H79V116H78ZM84 119H86V118H84ZM139 119V118H138ZM218 119V118H217ZM1 120V121H2ZM24 120V119H23ZM25 120H27V118L25 119ZM29 121L31 120V118L30 119H28ZM46 120V119H45ZM45 120H44V122H45ZM51 120L53 121V120H55L54 118H51ZM57 120V119H56ZM137 120V119H136ZM140 120H141V118H140ZM139 120V121H140ZM250 120V119H249ZM33 121H36L37 122V120H33ZM40 120H38V122H39ZM42 121V120H41ZM50 121V120H49ZM66 121V120H65ZM72 121V120H71ZM70 121V122H71ZM85 121V120H84ZM99 121H100V119H99ZM204 121V120H203ZM1 123V125H0V127L3 125L4 127H6L5 125H4V123ZM43 122V123H44ZM51 122V121H50ZM53 122H56V121H53ZM59 122V121H58ZM74 122H75V120H74ZM77 122H79V121H77ZM98 122V121H97ZM136 122V121H135ZM137 122H138V120H137ZM142 122H143V120H142ZM160 122V121H159ZM228 122H230V121H228ZM16 123V122H15ZM27 123V122H26ZM31 124H33L32 123V121L30 122ZM64 123V122H63ZM62 123V124H63ZM241 123V122H240ZM14 124V123H13ZM23 124V123H22ZM21 124V125H22ZM28 124H29V122H28ZM60 124H61V121H60ZM94 124H100V123H94ZM110 124V123H109ZM15 125V124H14ZM20 125V124H19ZM30 125V124H29ZM28 125V126H29ZM42 125V124H41ZM65 125V124H64ZM63 125V126H64ZM90 125V124H89ZM101 125H102V123H101ZM105 124H103V126H104ZM241 125V124H240ZM2 126V128H4ZM31 126V125H30ZM62 126V125H61ZM62 126V127H63ZM68 126V125H67ZM94 126H96V125H94ZM99 126V125H98ZM106 126V125H105ZM104 126V127H105ZM226 126V125H225ZM246 126V125H245ZM264 126V125H263ZM23 127V126H22ZM25 127H27V126H25ZM39 127V126H38ZM46 127V126H45ZM48 127H49V125H48ZM93 127V126H92ZM97 127V126H96ZM234 127V126H233ZM2 128H0V131L1 130H3ZM7 128V127H6ZM6 128H4V130L3 131H5V130H8V129H6ZM17 128V127H16ZM89 128H90V126H89ZM101 128H102V126H101ZM101 128H100V126H99V129H100V132L102 131V130H105V129H102L101 130ZM163 128H164V126H163ZM225 128V127H224ZM242 128V127H241ZM30 129V128H29ZM29 129H26V130H29ZM32 129V128H31ZM38 129V128H37ZM46 129V128H45ZM62 129V128H61ZM65 129H67L66 127H65ZM82 129V128H81ZM234 129V128H233ZM246 129H247V126H246ZM11 130H14V129H11ZM16 130V129H15ZM24 130H25V128H24ZM25 130V131H26ZM39 130V129H38ZM44 130V129H43ZM55 130V129H54ZM54 130H53V132H54ZM76 130V129H75ZM229 130V129H228ZM252 130V129H251ZM258 130V129H257ZM9 131V130H8ZM16 131H19V130H16ZM47 131V130H46ZM49 131V130H48ZM79 131V130H78ZM89 131V130H88ZM96 131V130H95ZM106 131V130H105ZM108 131H110V130H108ZM225 131H227L226 129H225ZM236 131V130H235ZM27 132H29V131H27ZM26 132V133H27ZM35 132V131H34ZM50 132H52V131H50ZM86 132V131H85ZM243 132V131H242ZM251 132V131H250ZM5 133V132H4ZM9 133V132H8ZM14 133V132H13ZM22 133H23V131H22ZM25 133V135H27ZM30 133V132H29ZM92 133H93V131H92ZM237 133V132H236ZM240 133V132H239ZM259 133V132H258ZM19 134H21V133H19ZM32 133H30V135H31ZM66 134V133H65ZM84 134V133H83ZM232 133H230V135H231ZM245 134V133H244ZM254 134H256V132L254 133ZM4 135H7V134H4ZM10 135H11V132H10ZM14 135V134H13ZM12 135V136H13ZM59 135V134H58ZM243 135V134H242ZM249 135V134H248ZM261 135V134H260ZM2 136V135H1ZM21 136H23V135H21ZM20 136V137H21ZM28 136V135H27ZM52 136V135H51ZM98 136V135H97ZM100 136V135H99ZM6 137V136H5ZM9 137V136H8ZM17 137V136H16ZM16 137H14V138H16ZM25 137V136H24ZM24 137H23V139H24ZM63 137V136H62ZM61 137V138H62ZM239 137V136H238ZM4 137H2V138H0L1 139V141H5V143L6 142H8L9 140H5V138L3 139ZM50 138V137H49ZM60 138V137H59ZM98 138V137H97ZM152 138V137H151ZM237 138V137H236ZM6 139H7V137H6ZM8 139H10V138H8ZM18 139V138H17ZM20 139V138H19ZM18 139V140H19ZM44 139V138H43ZM250 139V138H249ZM261 139V138H260ZM15 140V139H14ZM21 140H22V137H21ZM62 140V139H61ZM61 140H59V141H61ZM234 140V139H233ZM237 140V139H236ZM16 141V140H15ZM101 141V140H100ZM106 141V140H105ZM215 141V140H214ZM249 141V140H248ZM261 141V140H260ZM11 142H13V141H11ZM10 142V143H11ZM19 142H20V140H19ZM22 142L24 143V141L22 140ZM39 142V141H38ZM44 142V141H43ZM230 142V141H229ZM242 142V141H241ZM3 144H5L4 142H2ZM14 143V142H13ZM21 143V142H20ZM42 143V142H41ZM107 143V142H106ZM210 143V142H209ZM3 144H2V146H3ZM12 144V143H11ZM11 144H7V147H8V145H11ZM17 144V143H16ZM241 144V143H240ZM252 144V143H251ZM260 144V143H259ZM258 144V145H259ZM6 145V144H5ZM4 145V146H5ZM17 145H19V144H17ZM25 145V144H24ZM235 145V144H234ZM237 145V144H236ZM243 145V144H242ZM253 145V144H252ZM27 146H30V145H27ZM33 146V145H32ZM34 146H36V145H34ZM110 146V145H109ZM138 146V145H137ZM6 146H5V148H4V150L7 148ZM11 147H13V144H12V146ZM10 146L8 147V148H11ZM23 147V146H22ZM31 147V146H30ZM213 147H214V145H213ZM218 147V146H217ZM232 147H233V145H232ZM242 147V146H241ZM258 147V146H257ZM262 147V146H261ZM7 148V149H8ZM14 148V147H13ZM24 148V147H23ZM34 148V147H33ZM41 149H42V147H40ZM112 148V147H111ZM136 148V147H135ZM134 148V149H135ZM139 148V147H138ZM204 148H206V147H204ZM209 148V147H208ZM219 148H221V147H219ZM236 148V147H235ZM0 149H2V148H0ZM6 149V150H7ZM32 149V148H31ZM37 149V148H36ZM44 149V148H43ZM58 149V148H57ZM137 149V148H136ZM216 149V148H215ZM233 149V148H232ZM248 149V148H247ZM250 149V148H249ZM15 150V149H14ZM18 150H20V148L18 149ZM24 150V149H23ZM54 150V149H53ZM109 150V149H108ZM119 150V149H118ZM22 151V150H21ZM29 151V150H28ZM47 151V150H46ZM209 151H211L210 149H209ZM254 151V150H253ZM8 150L6 151V153L5 154H7V155H9L8 153ZM10 152V151H9ZM15 152V151H14ZM20 152V151H19ZM31 153H32V151H30ZM29 152V153H30ZM34 152H36V150L35 151H33V154H36V153H34ZM49 151H47V153H48ZM62 152V151H61ZM108 152V151H107ZM112 151H110V153H111ZM225 152V151H224ZM255 152V151H254ZM12 153V152H11ZM50 153V152H49ZM48 153V154H49ZM53 153V152H52ZM113 153V152H112ZM214 153V152H213ZM226 153V152H225ZM246 153V152H245ZM249 153H251V151L249 152ZM248 153V154H249ZM4 154V153H3ZM18 155L20 154V153H17ZM24 154V153H23ZM48 154H46V155H44V156H42L41 157V160L43 159V161H42V163L44 162V164H42L41 163V161H39L42 165H45L46 163H49L50 164V162H47L48 161V159H50V156L48 157ZM115 154V153H114ZM128 154V153H127ZM135 154V153H134ZM217 154V153H216ZM222 154L224 155V157H226V155L222 152ZM238 154V153H237ZM239 154H241V153H239ZM253 154V153H252ZM7 155H5L6 157H8ZM13 155H15L16 156V152H15V154H13ZM29 155V154H28ZM32 155V154H31ZM31 155L30 156H28L27 157V161H29V160H31L32 158H33V155H32V157H31ZM40 155H42V154H40ZM52 155H54V154H52ZM61 155H62V153H61ZM158 155V154H157ZM218 155H221V154H218ZM258 155V154H257ZM1 156V155H0ZM10 156H12L11 154H10ZM14 156V157H15ZM37 156H38V154H37ZM55 156V155H54ZM244 156V155H243ZM2 157H3V155H2ZM1 157V158H2ZM20 157V156H19ZM19 157H17V158H19ZM35 157V156H34ZM113 157H114V155H113ZM132 157V156H131ZM214 157H216V156H214ZM219 158H222V156L220 157V156H218ZM218 157H216V158H218ZM223 157V158H224ZM228 157V156H227ZM224 158V161L226 160V159H228V158ZM253 157V156H252ZM60 158V157H59ZM128 158V157H127ZM162 158V157H161ZM231 158V157H230ZM3 159V158H2ZM63 159V158H62ZM233 159V158H232ZM237 159V158H236ZM239 159V158H238ZM241 159V158H240ZM249 159V158H248ZM13 160H15L16 161V157H15V159H13ZM25 160H26V157H25ZM128 160V159H127ZM133 160V159H132ZM1 161V160H0ZM3 162H4V160H2ZM6 161V160H5ZM17 161H21V160H17ZM16 161V162H17ZM137 161V160H136ZM135 161V162H136ZM244 161H245V159H244ZM252 161H253V159H252ZM263 161V160H262ZM2 162V163H3ZM13 162V161H12ZM26 162V161H25ZM25 162H24V164H25ZM125 162H126V160H125ZM134 162V163H135ZM225 162H227V161H225ZM241 162V161H240ZM2 163L0 162V171H1V173H0V264H92V263H90L89 261L92 259H90V260H88V257H86V255H85V257H86V259H83L82 257L84 256V254H85V251H84V248H86L84 245V247L82 248V246H81V248L83 249V251H84V253H82V250H81V254L83 255H81L80 257L81 258H79L78 259V255L77 254H75L76 252H77V250H78V242H76L75 240H76V238H77V241L78 240H81V237H80V235L79 234H82V238H84V236L85 237H87L86 236V234L87 235H89L90 234V236H88V238L91 240V235L93 234V239L95 240V238H94V234H96V232H97V230H99L100 231V233H102L101 231L103 230V227H104V232H107L108 230H105V229H107L106 227L107 226H104L103 224H102V222L100 223V222H98L97 221V217L98 216H94V217H92L93 216V214L94 213H96L97 211H95L93 214H92V212H93V210H96V208L95 207H93L94 205H96V204H94V205H92V203H85V202H83L81 205H79V208L78 209H80L79 210V212L81 211L82 212V214H86V216L84 215H81L82 217H83V222L85 221V224H83V222H82V220H79V221H81V225H83V226H81V228H79V229H77L78 227H80V226H76L77 228H73V226L71 227V225L72 224H75V222L74 223H70L69 225L70 226H68V227H70V228H68V229H65L64 231L63 230H61L60 229V227L58 226H56L55 225V223L57 224V219L56 218H58V220L60 219L59 218V216H61V215H63V216H66V214H68L69 215V218H70V213L72 214V210H76L75 208H76V206L69 200V198H66V197H63V196H60V195H57V194H54L55 192H51V190L53 189V187H52V189L51 190H47V188L44 190L43 188H41V191H42V189L44 190L43 191V193H45V194H43V197H40V195H37V194H41V192L39 191V193H37V191L40 189V188H38L39 186L40 187H43V186H41V185H39L38 183L39 182H37V180L34 182V184L36 183L37 185H38V189L36 188V186L35 185H33V187L35 188V190L34 189H32L31 188V186L29 187V183H27V188H25V186L24 185H21V186H23L22 187V189L24 188L25 190L27 189V191H25L24 189L23 190H21V189H18L19 190V192L21 191H24L25 193H24V195L27 197V198H31V199H33L34 200V202H36L37 204H36V206L38 207L39 206V209L37 208V207H34V208H37L36 210L37 211H34V213H36V212H39L40 211V207H41V211H40V213H41V216H42V218L40 217V215H38L37 213H36V215H37V217H36V215L33 213V209L34 208H32L33 206H32V204L34 203L31 199V201L33 202L32 204H31V206H28V207H30V208H32L31 210L28 208V210H26L27 209V207H25L26 205H27V200L28 199H26L25 197H24V195L22 194V196L24 197H22L23 199H26V200H24V201H22V199H21V201H20V198L18 199L17 198V196H16V199L14 198V193H13V191L14 190H16V188H14V187H17L18 185H20V180H21V177L23 176V175H21L20 177H19V175L18 176H16V177H19L20 178V180H19V182H18V179L16 178V177H14V175H15V173H14V169H13V172H11L12 170H11V168H12V166L14 167L15 165H11V166H9V164L7 165V164H5L6 166H4V163H3V165H2ZM14 163V162H13ZM27 163H29V165H27L26 164V166H24L25 168L27 167V166H30V169H31V165H30V163H32V162H27ZM74 163V162H73ZM114 163V162H113ZM128 163V162H127ZM219 164H221L220 163V161L218 162ZM234 163V162H233ZM242 163V162H241ZM246 163V162H245ZM247 163H250V160H249V162H248V160H247ZM247 163L245 164V165H247ZM254 162H252L251 164H248L247 165V169L246 170H244V171H250L249 173V176H251V178L249 177V180L251 181H248V182H246V185H250V183H252V185L251 186H247V188L249 189V192H248V190H247V197L248 198H246V206H244L243 208H237V209H239V214L237 215V216H232V217H229L230 215L228 214V212H227V214L229 215H227L226 214V212L224 213V211H226V210H220V212H221V214H222V212L224 213V214H226V216H228L230 219L231 218H233V222H235L234 223V225H237V226H235V227H237V228H239V232H240V229L242 228L244 231H245V235H246V237H245V240H244V242H245V245H244V247L246 246L247 247V250L245 251V252H247L248 251V257H245L244 256V252L243 253H241L240 252V254L243 256V257H245V260H247V258H249L248 260H250V264H264V226H262V225H264L263 224V220H264V178L262 177V176H260L261 175V172L258 170V169H256V168H251V169H249L250 167H253V166H256V164L254 163ZM76 164V163H75ZM88 164V163H87ZM149 164V163H148ZM230 164V163H229ZM253 164V166H250V165H252ZM38 165H40V164H38ZM63 165H65V164H63ZM62 165V166H63ZM89 165V164H88ZM95 165V164H94ZM228 165V164H227ZM226 165V166H227ZM238 165V164H237ZM236 165V166H237ZM245 165H242V166H245ZM19 166V165H18ZM41 166V165H40ZM46 166V165H45ZM45 166H43L44 168H47V167H45ZM48 166V165H47ZM219 166V165H218ZM222 166V165H221ZM220 166V167H221ZM225 166V167H226ZM231 166V165H230ZM239 166H241V165H239ZM241 166V167H242ZM260 166V165H259ZM20 167V166H19ZM18 167V168H19ZM23 167V168H24ZM32 167H33V165H32ZM43 167H39V169H38V172L40 173V170H41V168H43ZM59 167V166H58ZM81 167V166H80ZM111 167V166H110ZM126 168H127V166H125ZM151 167V166H150ZM249 167V168H248ZM256 167H258V165L256 166ZM21 168V167H20ZM29 168V167H28ZM36 168H38L37 167V165H36ZM35 168V169H36ZM126 168H124V170H123V174H126V176H127V172L129 173V169H126ZM129 168V167H128ZM148 168V167H147ZM244 168V167H243ZM260 168V167H259ZM27 169V168H26ZM26 169H25V171H26ZM29 169V170H30ZM59 169V168H58ZM57 169V170H58ZM62 169V168H61ZM65 169V168H64ZM63 169V170H64ZM103 170H104V168H102ZM151 169H153V166H152V168ZM223 169V168H222ZM227 169V168H226ZM24 170V169H23ZM28 170V169H27ZM28 170V171H29ZM34 170V169H33ZM49 170V169H48ZM54 170V169H53ZM74 170V169H73ZM101 170V169H100ZM114 170V169H113ZM129 170V171H128ZM142 170V169H141ZM261 170V169H260ZM27 171V172H28ZM32 171V170H31ZM37 171V170H36ZM72 171V170H71ZM150 170H148V172H149ZM154 171V170H153ZM263 171V170H262ZM4 174H6V176L9 174H11V173H14V175L12 174V176L10 175L9 177H13L12 178V180L17 184V182L19 183V184H15V183H13V181L12 180H10V178L9 177H4L5 179H6V183L4 184V185H6L7 184V181H9V183H11V181H12V183L11 184H15V186H13V187H11L10 189H9V186H11V184H9V186H8V188L5 186V188H4V185H2L3 184V181H4V178L2 177V175H3V173ZM18 172V171H17ZM24 172V171H23ZM22 172V173H23ZM26 172V173H27ZM42 172V171H41ZM64 172H65V170H64ZM92 172V171H91ZM100 172V171H99ZM105 172V171H104ZM8 173V174H7ZM21 173V174H22ZM34 173V172H33ZM60 173V172H59ZM115 173V172H114ZM157 173V172H156ZM264 173V172H263ZM18 174V173H17ZM28 174V176H30V172H28L27 173ZM57 174V173H56ZM62 174H63V172H62ZM70 175H71V173H69ZM69 174H63V175H68L69 176ZM100 174V173H99ZM103 174V173H102ZM110 174V173H109ZM131 174V173H130ZM245 174V173H244ZM246 174H247V172H246ZM25 175V174H24ZM39 175V174H38ZM61 175V174H60ZM171 175V174H170ZM248 175V174H247ZM28 176H26V177H22V180L24 179V178H27L26 180H29L28 179ZM75 176H76V174H75ZM88 176V175H87ZM115 176V175H114ZM122 176V175H121ZM121 176H119V177H121ZM152 176H155V175H152ZM169 176V175H168ZM30 177H32V175L30 176ZM29 177V178H30ZM41 177V176H40ZM58 177V176H57ZM72 177V176H71ZM78 177H79V175H78ZM92 177V176H91ZM124 177V179H125V176H123ZM127 177H130V176H127ZM166 177V176H165ZM248 177V176H247ZM35 178V177H34ZM61 178V177H60ZM65 178V177H64ZM81 178V177H80ZM88 178V177H87ZM108 178V177H107ZM122 178V177H121ZM120 178V179H121ZM7 179H9V180H7ZM41 179V178H40ZM43 179V178H42ZM41 179V180H42ZM100 179V178H99ZM127 179H129V178H127ZM163 179V178H162ZM33 181H34V179H32ZM39 180V179H38ZM40 180V181H41ZM67 180V179H66ZM69 180V179H68ZM130 180V179H129ZM160 180V179H159ZM166 180V179H165ZM248 180V179H247ZM31 180H29L28 182H30ZM44 181V180H43ZM46 181H48V180H46ZM75 180H73V182H74ZM80 181V180H79ZM83 181V180H82ZM81 181V182H82ZM86 181V180H85ZM105 181V180H104ZM116 181V180H115ZM123 181V180H122ZM122 181H120V182H122ZM126 181V180H125ZM124 181V182H125ZM157 181H158V179H157ZM156 181V182H157ZM246 181V180H245ZM24 182V181H23ZM26 182V181H25ZM130 182V181H129ZM159 182V181H158ZM250 182V183H249ZM2 183V184H1ZM43 183H47V182H43ZM51 183V182H50ZM80 183V182H79ZM83 183V182H82ZM108 183H110V182H108ZM131 183H133V182H131ZM249 183V184H248ZM21 184H25V183H21ZM31 184H32V181H31ZM70 184V183H69ZM68 184V185H69ZM75 184V183H74ZM84 184V183H83ZM88 184V183H87ZM95 184V183H94ZM151 184H153V183H151ZM150 184V185H151ZM155 184V183H154ZM157 184V183H156ZM159 184V183H158ZM46 185H48V184H46ZM53 186H54V184H52ZM100 185V184H99ZM116 185V184H115ZM114 185V186H115ZM126 185H128V186H130V183L129 184H127L126 183ZM20 186V187H21ZM119 186V185H118ZM124 186V185H123ZM127 186V187H128ZM134 186V185H133ZM133 186H132V188H133ZM153 186V185H152ZM19 187V186H18ZM17 187V188H18ZM19 187V188H20ZM28 187L29 188H31L32 189V191H31V189H28ZM45 187H47V186H45ZM58 187V186H57ZM56 187V188H57ZM71 187V186H70ZM74 187V186H73ZM121 187H122V185H121ZM126 187V188H127ZM157 187V186H156ZM59 188V187H58ZM153 188H154V186H153ZM158 188V187H157ZM245 188V187H244ZM79 189V188H78ZM77 189V190H78ZM81 189V188H80ZM87 189V188H86ZM85 189V190H86ZM93 189V188H92ZM111 189V188H110ZM117 189V188H116ZM246 189V188H245ZM28 190H29V192H28ZM35 191V193H34V191ZM37 190V191H36ZM62 190V189H61ZM72 190V189H71ZM75 190V189H74ZM123 190V189H122ZM122 190H120V191H122ZM124 190H125V188H124ZM128 190V189H127ZM125 191L128 195H130V191L128 192V191ZM130 190V189H129ZM148 190V189H147ZM146 190V191H147ZM52 191H54V190H52ZM56 191L58 192L59 190H57L56 189ZM64 191V190H63ZM63 191H61V194H62V192ZM79 191V190H78ZM77 191V192H78ZM82 191V190H81ZM95 191H96V189H95ZM104 191V190H103ZM132 191H134V190H132ZM145 191V190H144ZM145 191V192H146ZM15 192V191H14ZM17 192V191H16ZM33 192V193H32ZM56 192V193H57ZM75 192V191H74ZM85 192V191H84ZM88 192V191H87ZM110 192V191H109ZM108 192V195H105V196H103V197H101L102 199H104V198H106V199H104V200H101V198L99 199V200H101V202H99V200H98V202L99 203H97L98 205V207L97 208H99V204L101 203L102 205H105V204H103V203H106V200H110V199H113L114 198V196L112 197V196H110L111 195V193L113 192H110L109 193ZM116 192V191H115ZM125 192H123V193H125ZM148 192V191H147ZM151 193H152V191H150ZM18 193V192H17ZM37 193V194H36ZM63 193H65V191L63 192ZM70 193H72V191L70 192ZM83 193V192H82ZM125 193V194H126ZM41 194V195H42ZM73 194V193H72ZM72 194H70V195H72ZM77 194V193H76ZM89 194V193H88ZM92 195H93V193H91ZM97 194V193H96ZM189 194V193H188ZM249 194V195H248ZM17 195V194H16ZM45 195V196H44ZM63 195V194H62ZM66 195V194H65ZM69 195V196H70ZM79 195H80V193H79ZM113 195V194H112ZM115 195V194H114ZM119 195V194H118ZM145 195V194H144ZM150 195V194H149ZM173 195H177V194H173ZM181 195V194H180ZM179 194H178V196H180ZM185 195H187V194H183V195H181L180 197H182V196H185ZM190 195V194H189ZM78 195H76V197H77ZM94 196H95V194H94ZM102 196V195H101ZM125 196V195H124ZM132 195H130L129 197H131ZM151 196V195H150ZM155 195H153V197H154ZM157 196H160V195H156L155 196V200L156 199H158V198H156ZM161 196H164V195H161ZM191 196V195H190ZM189 196V197H190ZM18 197H20V196H18ZM81 197V196H80ZM79 197V198H80ZM122 197V196H121ZM165 198H169V195L168 196H164ZM170 197H173V196H171V194H170ZM174 197H176V196H174ZM188 197V196H187ZM186 197V198H187ZM188 197V198H189ZM73 198V197H72ZM96 198V197H95ZM108 198V199H107ZM123 198V197H122ZM121 198V199H122ZM133 198V197H132ZM131 198V199H132ZM160 198V197H159ZM161 198H163V197H161ZM167 198V199H168ZM178 198V197H177ZM176 198V199H177ZM182 198H184V197H182ZM182 198H180V199H182ZM186 198H184V199H186ZM193 198V197H192ZM192 198H191V200H192ZM49 199V200H48ZM71 199V198H70ZM83 199V198H82ZM85 199V198H84ZM93 200H94V198H92ZM91 199V200H92ZM120 199V198H119ZM154 199V198H153ZM179 199V200H180ZM190 199V198H189ZM188 199V200H189ZM89 200V199H88ZM115 200V199H114ZM152 200V199H151ZM160 200H162V199H159V200H156V208H157V203H158V201H160ZM164 200V199H163ZM178 200V201H179ZM188 200L186 201V200H183L184 202V204H185V202H188ZM190 200V201H191ZM197 200V199H196ZM75 201V200H74ZM82 201V200H81ZM102 201H105V202H103L102 203ZM110 201H113V200H110ZM119 201V200H118ZM148 201H149V199H148ZM147 201V202H148ZM153 201V200H152ZM177 201V200H176ZM193 201H195V199H193L192 200V202ZM21 202H26V204L24 203H21ZM97 202V201H96ZM153 202H155V201H153ZM191 202V203H192ZM199 202H201V201H199ZM198 202V203H199ZM29 203H30V201H29ZM94 203V202H93ZM115 203V202H114ZM134 203H135V201H134ZM142 203V202H141ZM149 203H150V201H149ZM148 203V204H149ZM182 203V202H181ZM196 204H197V206H201V205H198V203L197 202H195ZM195 203H192V205L193 204H195ZM203 203V202H202ZM207 203V202H206ZM20 204H22V205H20ZM35 204V203H34ZM107 204V203H106ZM119 204V203H118ZM123 204V203H122ZM136 204H138L137 203V201H136ZM161 204V203H160ZM187 204H190V202L189 203H187ZM196 204H195V206H196ZM200 204V203H199ZM209 204V203H208ZM25 205V206H24ZM77 205H78V203H77ZM110 205V204H109ZM112 206H114L113 204H111ZM110 205V207H112ZM144 205H145V203H144ZM147 205V204H146ZM153 205V204H152ZM152 205H151V207H152ZM168 205V204H167ZM178 205V204H177ZM22 206V207H21ZM105 206H107L108 207V204L107 205H105ZM105 206H103V207H105ZM131 206V205H130ZM134 206V205H133ZM132 206V207H133ZM138 206H140V204H138ZM160 206V205H159ZM180 206H181V204H180ZM186 206H188V205H186ZM196 206V207H197ZM203 206V205H202ZM211 206V205H210ZM247 206H248V209H247ZM101 207V206H100ZM106 207V208H107ZM121 208H122V205L120 206ZM124 207H128V206H124ZM135 207V206H134ZM136 207H137V205H136ZM135 207V208H136ZM154 207V208H155ZM164 207V206H163ZM162 207V208H163ZM165 207H166V205H165ZM215 207V206H214ZM26 208V209H25ZM95 208V209H94ZM102 208V207H101ZM109 208V207H108ZM117 208V207H116ZM134 208V209H135ZM146 208H148V207H146ZM160 208V207H159ZM159 208H158V210H159ZM178 208V207H177ZM206 208V207H205ZM208 208H210V207H208ZM207 208V209H208ZM212 208V207H211ZM77 209V210H78ZM112 210H113V208H111ZM130 209H133V208H130ZM137 209V208H136ZM135 209V210H136ZM150 209V208H149ZM152 209V208H151ZM163 209H165V208H163ZM182 209H183V207H182ZM203 209V208H202ZM109 210V209H108ZM129 210V209H128ZM148 210V209H147ZM161 210V209H160ZM180 210H181V208H180ZM180 210H179V213H180ZM219 210V209H218ZM218 210L216 209L215 210V208H213V211L212 212H218ZM88 211V213H86ZM89 211H90V213H91V216H90V214H89ZM110 211V210H109ZM131 211V210H130ZM130 211H129V213H130ZM134 211V210H133ZM165 211H166V209H165ZM164 211V212H165ZM177 211V210H176ZM197 211V210H196ZM231 211V210H230ZM229 211V212H230ZM235 211V210H234ZM111 212V211H110ZM148 212V211H147ZM159 212V211H158ZM209 212V211H208ZM39 213V214H40ZM75 212H73V214H74ZM78 213V212H77ZM97 213H99V212H97ZM121 213H122V211H121ZM128 213V212H127ZM141 213V212H140ZM144 213V212H143ZM155 213V212H154ZM162 213V212H161ZM175 213V212H174ZM219 213V212H218ZM217 213V214H218ZM231 213V212H230ZM232 213H234V212H232ZM78 214H81V213H78ZM88 214V215H87ZM125 214V213H124ZM133 214H135V211H134V213ZM132 214V215H133ZM147 214H149V213H147ZM153 214V213H152ZM160 214V213H159ZM165 214V213H164ZM163 214V215H164ZM169 214V213H168ZM217 214H216V216H217ZM220 213H219V216L221 215ZM237 214V213H236ZM255 214H258L259 216H256ZM95 215V214H94ZM98 215V214H97ZM120 215V214H119ZM131 215V214H130ZM136 215H137V213H136ZM135 215V216H136ZM144 215V214H143ZM172 215H173V213H172ZM171 215V217H173ZM179 215V214H178ZM206 215V214H205ZM223 215V214H222ZM38 216L40 217V219L38 218ZM61 217V219L62 218H64V219H62V220H64L65 221V218H67V217ZM76 216H78V215H76L75 214V217ZM80 216V217H81ZM88 216V217H87ZM109 216V215H108ZM112 216H114V215H112ZM111 216V217H112ZM116 216V215H115ZM114 216V217H115ZM122 216H123V213H122ZM121 216V217H122ZM128 216V215H127ZM134 216V217H135ZM150 216V215H149ZM218 216V217H219ZM85 217H87L86 219H85ZM119 217V216H118ZM120 217V218H121ZM133 217V216H132ZM162 217V216H161ZM208 217V216H207ZM220 217H222V216H220ZM93 218L94 219H96V220H93ZM139 218V217H138ZM141 218H142V216H141ZM147 218V217H146ZM150 218V217H149ZM157 218H159V217H157ZM177 218V217H176ZM210 218H211V216H210ZM227 217H225L224 219H226ZM228 218V219H229ZM73 219V218H72ZM80 219V218H79ZM99 219V218H98ZM127 219V218H126ZM154 219V218H153ZM160 219V218H159ZM158 219V220H159ZM165 219H167V218H165ZM171 219V218H170ZM227 219V221H229ZM69 221H70V219H68ZM107 220H109V219H107ZM114 220V219H113ZM120 220V219H119ZM147 220V219H146ZM152 220V219H151ZM154 220H156V219H154ZM176 220V219H175ZM191 220V219H190ZM209 220V219H208ZM211 220V219H210ZM221 220H223V218H221ZM57 221V222H56ZM73 221V220H72ZM77 221V220H76ZM126 221V220H125ZM149 221V220H148ZM168 221V220H167ZM195 221V220H194ZM197 221V220H196ZM226 221V222H227ZM62 222V221H61ZM66 223H67V221H65ZM105 222H108V221H105ZM112 222V221H111ZM123 222V221H122ZM154 222V221H153ZM166 222V221H165ZM170 222V221H169ZM168 222V223H169ZM171 222H173V220L171 221ZM170 222V223H171ZM206 224H207V222H209V221H204ZM214 222H215V220H214ZM219 222V221H218ZM224 222V221H223ZM65 223V224H66ZM117 223V222H116ZM142 223V222H141ZM159 223V222H158ZM164 225H165V223H164V221L162 222ZM186 223V222H185ZM193 223V222H192ZM203 223V222H202ZM210 223V222H209ZM228 223V222H227ZM229 223H230V221H229ZM63 224V223H62ZM78 224V223H77ZM76 224V225H77ZM80 224V223H79ZM78 224V225H79ZM112 224V223H111ZM150 224V223H149ZM172 224H175V223H172ZM180 224V223H179ZM211 224H213L212 222H211ZM211 224H209L210 226H208V229H212V227H213V229H214V226L212 225L211 226ZM59 225V224H58ZM60 225H61V223H60ZM107 225V224H106ZM148 225V224H147ZM163 225V226H164ZM168 225H170V224H168ZM168 225H166V226H168ZM217 225V224H216ZM233 225V224H232ZM65 226V225H64ZM64 226H61V227H64ZM66 226H67V224H66ZM111 226V225H110ZM109 226V228H110V231L114 228V226H113V228H111ZM128 227H129V225H127ZM171 226V225H170ZM174 226V225H173ZM177 225H175V227H176ZM179 226H181V225H179ZM186 226V225H185ZM188 226V225H187ZM203 226V225H202ZM204 226H206V225H204ZM221 226V225H220ZM229 226V225H228ZM118 227V226H117ZM117 227H115L114 228V230L112 231V234L110 235V237L109 236H104V235H107L108 233H102V234H104L102 237H104L103 239V241H102V237L101 238H98L99 239V241H101V243L103 242V244H100V243H98L97 241H90V240H88L87 241V239L85 238V241H87L85 244H86V246H88L87 248V250L89 251H91V252H93V255L95 254L96 256H94V257H97V255H99L100 257L99 258H102L103 259V261L102 262H104V261H107V262H109V264H110V262H111V264H131V262H129V259H128V257H127V248H124L126 251H125V253H121V252H123L124 251V249L122 248V251H119L118 249L120 248V247H124V245H126V243L128 242L126 239H125V241H124V239L123 238H120V236L119 235H121L122 233L120 232V234L117 232V230H116V228ZM125 227V226H124ZM161 227V226H160ZM175 227H174V229H175ZM183 227V229H184V226H182ZM181 227V228H182ZM194 227V226H193ZM118 228H120V230H121V227H118ZM131 228V227H130ZM178 228V227H177ZM176 228V229H177ZM180 228V229H181ZM186 228V227H185ZM188 228V227H187ZM190 228V227H189ZM195 228V227H194ZM193 228V229H194ZM200 228V227H199ZM64 229V228H63ZM100 229H102V230H100ZM145 229V228H144ZM160 229H162V228H159V230ZM148 230V229H147ZM190 230H192V229H189V231ZM200 230V229H199ZM210 230L208 231V232H210ZM94 231H96L95 233H94ZM98 231V232H99ZM119 231V230H118ZM122 231V230H121ZM166 230H164V234L165 233H167V232H165ZM170 231H172V230H170ZM181 231V230H180ZM195 231H196V229H195ZM197 231H198V229H197ZM215 231H216V228H215ZM233 231H235V230H233ZM243 231V232H244ZM127 232H129V231H127ZM177 233H179L178 231H176ZM176 232H174V233H176ZM100 233H99V235H100ZM162 233V234H163ZM170 233V235L173 237V239H175V234H174V236H173V234H171V232H169ZM169 233H167L166 235L168 236L169 235ZM176 233V234H177ZM184 233H185V231H184ZM184 233H182V234H184ZM198 233H200V232H197V233H194V234H196V238L194 239V241H196V240H199V241H197V242H199L200 244H201V240L203 239V240H206L204 237H206L207 238V236H208V233H207V231H206V233H207V236H203L202 238H200V235L198 234ZM202 233H203V231H202ZM206 233L205 234H201V235H206ZM212 233V232H211ZM210 233V234H211ZM216 233V232H215ZM225 233V232H224ZM224 233H223V235H224ZM98 234V233H97ZM95 235V237L96 236H98V235ZM101 234V235H102ZM119 234V235H118ZM133 234V233H132ZM146 234V233H145ZM163 234V235H164ZM186 234V233H185ZM189 234H191V233H189ZM192 234H193V232H192ZM194 234H193V236H194ZM209 234V235H210ZM212 234H214V231H213V233ZM219 234V233H218ZM220 234H221V232H220ZM241 234H243V233H241ZM243 234V235H244ZM100 235V236H101ZM137 235V234H136ZM148 235V234H147ZM160 235V234H159ZM161 235L162 236V239H163V237H165L166 235ZM169 235V236H170ZM181 234H179V236H180ZM198 235V236H197ZM235 235V234H234ZM53 236H55L56 238L57 237H60V238H63L64 239V242L66 241L65 239H67V241L68 240H70V242H69V244H67L66 246H63L65 243L63 242V245H61L59 242V244L61 245V247H60V245H59V247L58 246H52L53 244V241L54 240H56V239H52L51 237H53ZM78 236H79V238H78ZM99 236V237H100ZM111 236H113V237H111ZM122 236V235H121ZM127 236V235H126ZM140 237H141V235H139ZM145 236V235H144ZM168 236V237H169ZM171 236H170V238H171ZM177 236H178V234H177ZM183 236V235H182ZM190 236V235H189ZM193 236H190V238L193 240ZM217 236V235H216ZM55 237H53V238H55ZM128 237H129V235H128ZM147 237V236H146ZM145 237V238H146ZM149 237V236H148ZM185 237V236H184ZM183 237V238H184ZM193 237V238H192ZM199 239H198V238ZM208 237H211V236H208ZM213 238L215 237V236H212ZM60 238H58L57 240H61ZM106 238H109V239H106ZM136 238V237H135ZM157 238H158V236H157ZM170 238H166L165 237V239H163V243H164V240L165 241H168V240H170ZM181 238V237H180ZM189 238V237H188ZM189 238V239H190ZM224 238V237H223ZM226 238V237H225ZM224 238V239H225ZM92 239V240H93ZM96 239H97V237H96ZM137 239V238H136ZM143 239V238H142ZM149 239V238H148ZM161 239V240H162ZM184 239H186V237L184 238ZM191 239L189 240L190 242H193L194 243V241H191ZM215 239V238H214ZM220 239V238H219ZM229 239V238H228ZM233 239H235V238H233ZM50 240H53V241H50ZM140 240V239H139ZM172 240V239H171ZM176 240H177V238H176ZM202 240V241H203ZM208 241H209V238L207 239ZM213 240V239H212ZM230 240V239H229ZM62 241L63 240H61V243H62ZM141 241V240H140ZM144 241V240H143ZM142 241V242H143ZM148 241H150V240H148ZM180 241V240H179ZM188 241V242H189ZM215 241V240H214ZM218 241V240H217ZM220 241V240H219ZM224 241V240H223ZM226 241H227V239H226ZM232 241V240H231ZM239 241H241V240H239ZM56 242V241H55ZM81 242H82V240H81ZM147 242V241H146ZM151 242V241H150ZM170 242V241H169ZM168 242V243H169ZM172 242V241H171ZM197 242H196V244H197ZM204 242V241H203ZM210 242V241H209ZM212 242V241H211ZM228 242V241H227ZM226 242V243H227ZM230 242V241H229ZM233 242H234V240H233ZM232 242V243H233ZM237 242V241H236ZM242 242V241H241ZM78 243V244H77ZM149 243V242H148ZM174 243L175 242H173V245H174ZM186 243H187V241H186ZM192 243V244H193ZM199 243L197 244V246L199 245ZM218 243V242H217ZM223 243H225V242H223ZM222 243V244H223ZM238 243V242H237ZM52 244V245H51ZM158 244V243H157ZM167 244V243H166ZM165 244V245H166ZM181 244V243H180ZM187 244H189V243H187ZM191 244V243H190ZM208 243H204L203 245H204V247H205V245H207ZM210 244V243H209ZM211 244H213V243H211ZM235 244V243H234ZM81 245V244H80ZM128 245H130L129 244V242H128V244H127V246ZM144 245H145V243H144ZM150 245H151V243H150ZM164 245V244H163ZM171 245V244H170ZM172 245V246H173ZM193 245H195V244H193ZM193 245H190V248H191V246H193ZM202 245V244H201ZM200 245V246H201ZM215 245H216V242H215ZM219 245V244H218ZM225 245L226 244H223L222 246L221 245H219V246H221L222 248L221 249H223V246L225 247ZM229 245V244H228ZM228 245H227V249H228ZM236 245V244H235ZM235 245H231V246H235ZM126 246V247H127ZM152 246V245H151ZM160 246V245H159ZM168 246H169V244H168ZM181 246H183V245H181ZM187 246H189V245H187ZM197 246H194V247H196V249H197ZM199 246V247H200ZM214 245H212V248H218L217 247V245H216V247L214 246ZM230 246V245H229ZM118 247V249H116ZM145 247V246H144ZM166 247H167V245H166ZM174 247V246H173ZM172 247V248H173ZM184 247V246H183ZM186 247V246H185ZM206 247H208V245L206 246ZM235 247H237V246H235ZM234 247V248H235ZM131 248V247H130ZM151 248V247H150ZM178 248V247H177ZM189 248V249H190ZM202 248V247H201ZM148 249V248H147ZM167 249V248H166ZM184 249H186L185 250V254L184 255H186V257L187 258H194L193 257V255H194V253H196V251L193 249V247L191 248V249H193V251H195V252H193V251H191V249L189 250L190 252H188V249L187 248H184ZM204 249V248H203ZM215 249L213 250H211V249H209V250H211L209 253H207V255H209L208 256V258L209 257H211V258H213L214 257V254L212 253V251H214L215 252ZM219 249V248H218ZM217 249V250H218ZM225 249V248H224ZM241 249V248H240ZM239 248L237 249L238 251L240 250ZM244 249V248H243ZM86 250V251H87ZM141 250V249H140ZM140 250H139V252H140ZM152 250H154V248H152ZM156 250H157V248H156ZM172 249H170V251H171ZM174 251H175V249H173ZM179 250H180V248H179ZM205 250V249H204ZM203 250V251H204ZM236 250V251H237ZM86 252L87 254L89 253V252ZM145 251H146V249H145ZM144 251V252H145ZM169 251V250H168ZM182 251V250H181ZM184 251V250H183ZM200 251V250H199ZM199 251H198V253H199ZM206 251H208L207 249H206ZM219 251V250H218ZM221 251V250H220ZM223 251V250H222ZM226 251V250H225ZM230 251H231V249H230ZM236 251L234 252V253H236ZM243 251V250H242ZM131 252V251H130ZM143 252V253H144ZM146 252H148V251H146ZM150 252V251H149ZM156 252V251H155ZM224 252V251H223ZM128 253H129V251H128ZM142 253V252H141ZM141 253H140V255H141ZM175 253V252H174ZM181 253V252H180ZM206 253V252H205ZM204 253V254H205ZM230 253H233V252H230ZM92 253H90L89 255H91ZM126 256H125V255ZM146 254H148V253H146ZM150 254H151V252H150ZM177 253H175V255H176ZM200 254V253H199ZM202 254V253H201ZM210 254H212V256H210ZM217 254V253H216ZM224 254V253H223ZM239 254V253H238ZM77 257H76V256ZM144 255V254H143ZM149 255V254H148ZM153 255H154V253H153ZM160 255V254H159ZM183 255V256H184ZM196 255V254H195ZM218 255V254H217ZM225 255H227V254H225ZM230 255H232V254H230ZM235 255V254H234ZM234 255H233V257H234ZM92 256V255H91ZM192 256V257H191ZM199 256V255H198ZM201 256V255H200ZM216 256V255H215ZM219 257H220V255H218ZM235 256H237V255H235ZM93 257V256H92ZM93 257V258H94ZM152 257V256H151ZM225 257H227V256H225ZM238 257V256H237ZM90 258V257H89ZM98 258V259H99ZM130 258H131V256H130ZM180 258V257H179ZM187 258H185V260L187 259ZM187 259V261H189V260H191V262H192V259ZM210 258V259H211ZM222 258H223V255H222ZM95 259V258H94ZM146 260L145 261H147V258H145ZM153 259H154V257H153ZM199 259V258H198ZM197 259V260H198ZM203 259H204V257H203ZM219 259V258H218ZM232 259V258H231ZM96 260V259H95ZM141 260H142V258H141ZM149 260V259H148ZM164 260V259H163ZM200 260H202V259H199V261ZM213 260V259H212ZM215 261H217L216 259H214ZM213 260V262L212 263H214L215 261ZM224 260H225V258H224ZM238 260V259H237ZM244 260V261H245ZM96 261H98V260H96ZM131 261V260H130ZM195 261V260H194ZM220 261V260H219ZM229 261H231V260H229ZM243 261V260H242ZM150 262V261H149ZM148 262V263H149ZM186 262V261H185ZM185 262H182V263H184V264H186ZM218 262V261H217ZM223 262V261H222ZM246 262V261H245ZM136 263V262H135ZM143 263V262H142ZM193 263H196V262H193ZM192 263V264H193ZM198 263V262H197ZM196 263V264H197ZM200 263V262H199ZM198 263V264H199ZM202 263H203V260H202ZM201 263V264H202ZM206 263V262H205ZM208 263H210V264H212L211 262H208ZM226 263V262H225ZM230 263V262H229ZM235 263V262H234ZM242 263H244V262H242ZM241 263V264H242ZM96 264V263H95ZM100 264V263H99ZM153 264V263H152ZM189 264V263H188ZM217 264V263H216ZM233 264V263H232Z\"/></svg>","mask_w":264,"mask_h":264}]
</instances>
